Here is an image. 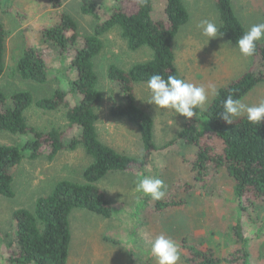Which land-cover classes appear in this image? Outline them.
<instances>
[{
  "label": "trees",
  "instance_id": "16d2710c",
  "mask_svg": "<svg viewBox=\"0 0 264 264\" xmlns=\"http://www.w3.org/2000/svg\"><path fill=\"white\" fill-rule=\"evenodd\" d=\"M46 1L54 9L62 5L60 0ZM112 1L114 6L110 8L95 0L81 1V13L95 19L91 35L81 38L77 23L69 14H62L59 22L40 29L49 48L57 50L61 66L64 64L69 76L74 77L71 87L72 96L77 95L74 104L69 100L71 92L60 88L50 97L38 100L30 91H17L7 96L0 89V131L33 137L21 147L0 144V197L15 198V174L24 161H36L42 157L53 161L59 153L74 152L79 148L90 159L82 182L61 180L49 194L36 199L33 210L14 211L12 220L15 231L13 228L7 243V262L12 264H68L73 213L86 211L105 219L114 217L112 203L98 183L111 173L151 177L147 169L155 162L159 147L154 142L152 116L135 102V85L146 83L153 74L165 79L169 75L182 78L173 43L180 28L189 22L190 14L183 0H165L166 17L161 20L152 17L154 0ZM214 1L220 15L219 34L237 46V40L246 28L237 17L231 0ZM8 10L20 20L27 18L13 7ZM99 13L103 16H99ZM115 28H119L130 51L136 52L144 47L152 51L151 60L135 64L129 70L115 64L107 69L108 78L118 83L126 100L124 106H112L111 115L126 119L138 129L144 150L141 157L122 154L104 144L96 130L99 119L96 108L103 101V93L98 88L94 60L103 51L102 38ZM6 39L5 27L0 23V79L6 70ZM252 57L260 61L261 68L258 71L249 70L227 87L221 88L207 108L205 115L211 134L204 136L200 130L199 108L191 120L183 117L184 126L173 141L182 140L198 147L193 167L194 184L180 178L177 182L179 191L175 195L170 197L165 194L160 201L140 196L137 203L142 213L144 210L151 214L167 215L171 212L175 216L188 215V208L201 200L202 196L218 198L223 206L228 205L231 209L234 208L233 204L236 206L230 229L237 243L230 244L228 248L233 245L240 248L217 255L203 243L197 244L194 235H190L189 243L184 236L178 249L188 264H255L253 261L257 253L249 254L246 248H249L248 245L254 248L249 243L262 239L252 237L249 232L258 218L255 210H264V121L252 124L244 116L228 125L220 118L223 101L229 94L241 100L264 82V41L257 42V50ZM15 70L23 81L45 84L49 79V69L44 50L38 47L26 49L18 59ZM33 105L44 111L64 108L67 130L39 132L29 126L25 112ZM75 127L81 129L80 133L66 142L64 136ZM209 139L219 140L210 142ZM180 194L184 197H180ZM137 222L141 224L142 219ZM106 240L111 241L108 237ZM136 253L134 248L132 264H141L135 257ZM143 260L142 264H151V256Z\"/></svg>",
  "mask_w": 264,
  "mask_h": 264
},
{
  "label": "rangeland",
  "instance_id": "374dc122",
  "mask_svg": "<svg viewBox=\"0 0 264 264\" xmlns=\"http://www.w3.org/2000/svg\"><path fill=\"white\" fill-rule=\"evenodd\" d=\"M62 5L54 9L46 0H0V23L5 27L6 39V70L0 79V89L7 96L17 91L32 92L35 100L50 97L60 88L71 92L72 80L61 66L60 56L42 35V26L53 25L59 22L62 14H69L77 23L81 38L91 35L95 26V19L81 13L82 0H60ZM108 8L114 6L112 0H95ZM188 8L189 22L180 28L173 43L176 64L184 80L197 86L214 85L218 92L249 70L258 71L260 61L256 57H245L239 53L238 47L230 44L219 34L220 15L214 0H183ZM233 9L244 27L249 29L254 24L264 23V0H231ZM22 12L25 20H20L9 8ZM99 16H103L99 13ZM152 17L161 20L165 15V0H154ZM210 20L217 26V37L209 40L201 35L197 25L201 20ZM103 51L94 60L95 71L98 75V88L103 93V101L96 108L99 119L96 130L100 140L113 147L118 152L132 157L143 155V144L138 129L124 118H115L111 115L114 105L124 106L126 100L117 82H112L107 75L111 64L123 70H129L133 65L144 63L152 59L149 48H141L134 52L127 47L126 40L121 36L119 28L109 31L103 38ZM261 40L260 42H263ZM30 47H38L46 54L49 79L45 84L23 81L16 73L15 67L23 52ZM146 83L135 85L136 104L150 114L154 120V142L159 147L155 154V162L147 169L148 175L159 178L166 185V196L178 193L180 178L194 184V164L198 147L188 145L182 140L173 141L184 126L183 116L167 109H155L147 103L148 91ZM77 95L69 93L71 103ZM216 97V96H215ZM215 97L209 95L208 102L200 109L199 127L204 136L212 132L209 130L208 119L205 115L207 108ZM243 103L250 106L258 105L264 100V82L256 86L243 99ZM74 104V103H73ZM27 123L39 132H49L58 129L67 130L68 122L64 108L57 111H44L31 106L26 112ZM240 116L234 121L242 118ZM81 129L75 127L64 136L70 141ZM32 136L12 135L0 131V144L23 146ZM219 139H209L210 142ZM90 164V159L82 148L74 152H62L53 161L42 157L36 161H24L15 174L13 190L15 198L0 197V264H12L8 261L9 252L7 243L9 235L15 231L12 215L18 209L33 210L35 201L41 196L49 194L61 180L74 182L83 181V173ZM159 173V175H157ZM222 179L221 176H218ZM141 175L111 173L98 183L112 203L113 219L86 212L75 211L71 217L72 244L68 264H132V250L135 248L137 260L142 264L143 259L151 256L148 244L157 236L164 234L172 239L177 247L182 239L190 240L195 236V242L208 246L217 255L229 253L240 247L228 248L237 243L230 229L233 223L232 215L237 211L234 208L223 206L218 198L201 197L187 210L188 215H167L142 211L137 208L140 195L135 189V181ZM222 181H224L222 179ZM216 195V194H215ZM212 195V196H215ZM184 197L183 194L179 195ZM228 204V203H227ZM258 218L249 234L255 238H262L257 242L249 243L254 248H246L254 256L255 264H264V210H255ZM141 220V224L136 219ZM139 224V225H137ZM140 227L144 229L141 230ZM157 227V228H154ZM138 234V237L137 235ZM106 237L111 241H107ZM182 238V239H181ZM180 252V251H179ZM151 264L156 260L151 256ZM179 264H188L180 252ZM226 264V263H224Z\"/></svg>",
  "mask_w": 264,
  "mask_h": 264
},
{
  "label": "clouds",
  "instance_id": "9594fccd",
  "mask_svg": "<svg viewBox=\"0 0 264 264\" xmlns=\"http://www.w3.org/2000/svg\"><path fill=\"white\" fill-rule=\"evenodd\" d=\"M201 35L211 39L217 37V26L214 22L204 19L197 25ZM264 40V23H258L247 29L237 40L239 53L245 57H252L257 50V42ZM148 91L147 103L155 109H167L175 114L191 120L197 115L196 109L203 108L208 102L209 95H219L214 85L197 86L182 78L169 75L167 79L159 74H153L145 85ZM246 116L252 124L264 121V100L258 105H246L240 99H234L231 94L223 101V111L220 118L228 125L234 123L235 118ZM134 191L152 201H160L165 197L166 185L159 178L141 177L135 181ZM151 256L156 264H179L180 252L176 243L164 234L157 236L148 244Z\"/></svg>",
  "mask_w": 264,
  "mask_h": 264
}]
</instances>
